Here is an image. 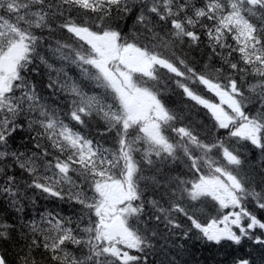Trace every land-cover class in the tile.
I'll return each instance as SVG.
<instances>
[{
  "label": "snow or ice",
  "instance_id": "1",
  "mask_svg": "<svg viewBox=\"0 0 264 264\" xmlns=\"http://www.w3.org/2000/svg\"><path fill=\"white\" fill-rule=\"evenodd\" d=\"M57 31L69 39L53 46ZM205 40L219 67L198 72L178 49ZM53 58L74 64L82 79L55 69ZM40 66L49 70L46 88L69 98L65 115L82 127L98 119L101 134L115 133V149L60 118L32 78ZM85 82L96 91H85ZM173 84L210 113L211 140L175 126L181 117L164 100ZM200 85L219 103L196 91ZM22 134L27 142L17 147ZM233 140L264 155V0H0V197L23 212L27 189L64 199L67 186V198L81 206L75 219L49 212L21 224L29 242L16 264H150V253L182 251L178 241L193 235L215 245L245 238L264 245L255 234L264 220L248 207L264 210V187L243 173ZM214 150L222 160L211 158ZM178 162L192 179L166 171ZM205 198L219 210L202 222ZM13 231L0 223V241ZM0 264H9L6 254Z\"/></svg>",
  "mask_w": 264,
  "mask_h": 264
},
{
  "label": "trees",
  "instance_id": "2",
  "mask_svg": "<svg viewBox=\"0 0 264 264\" xmlns=\"http://www.w3.org/2000/svg\"><path fill=\"white\" fill-rule=\"evenodd\" d=\"M199 3V0H197ZM128 27H131V21L128 22ZM56 39L68 40L69 36L67 33L57 31ZM54 38L51 39V43L54 46ZM206 40L204 44L199 47L193 46L189 48L184 45L181 49H178V54L184 56L190 66L194 67L198 72L208 71L210 67H219V58L213 57L211 60L210 50L206 46ZM238 59V54H234ZM55 69H63L67 73L68 77L80 81L82 77L80 76V70L74 64L61 61L53 58L52 61ZM39 75L33 76L32 78L38 84V90L41 94L47 98V102L52 108H55L60 115V118L64 119L66 117L65 113L68 111V101L64 94L57 92L55 95L46 88L48 83L49 70L43 66L39 68ZM53 79L56 77V72L51 73ZM248 82H254L251 77L246 78ZM88 86L85 87V91L92 93L96 91L94 86L85 82ZM245 90L247 89V83L243 84ZM196 91L200 94L205 95L215 102L218 97L214 94L207 92L202 85L196 86ZM164 100L166 105L170 109L177 112L181 119L175 123L176 127L186 126L195 130L202 139L205 141L211 140L217 135V130L213 127L214 121L211 118L210 113L207 109L202 106L195 104V102L187 99L183 94L182 90L175 87L173 84L171 90L166 92L164 95ZM227 110V108H226ZM252 108L250 106L249 111ZM196 115V116H195ZM102 123L98 119H93L89 123ZM170 130V129H169ZM172 137H176V133L169 131ZM108 136L111 137L110 144L102 145L103 147L109 149H115L117 147L115 140V133L108 132ZM223 136V132L219 133ZM24 140L19 137L15 141V146L19 147L20 144L27 142V134H22ZM231 143L232 147L238 149L244 159L243 173H246L252 180V186L260 190L264 187L261 180L264 179V155L261 154L260 150L252 146L250 143L245 141L236 142L233 140ZM20 151H24L20 148ZM211 158L214 160H222L220 154L214 150ZM137 160L141 159V153L135 154ZM207 166H202L204 172L207 173ZM171 170L170 174H182L186 179H192L193 174L188 170L184 162H178L175 165H169L166 171ZM154 170L144 167V175L150 176ZM19 175V172L17 170ZM75 178V174H72ZM23 180L27 181L28 177L25 174ZM27 195L23 201L24 210L23 212H17L15 208L11 207L8 203V199L0 197V223H8L14 225V231L11 233V238L7 241H0V252L7 255L9 264H16L17 253L20 252L21 248H24L25 244L29 241L25 239L22 235L20 225L28 223L32 220L39 221L41 214L52 213L53 215L59 214L63 217H72L75 219L79 216L81 212V206L76 204L74 201H70L67 198V186H65V198L60 199L57 197H52L47 193H43L39 189H27ZM91 194V193H89ZM151 195V192L149 193ZM248 207L258 218L264 220V210L258 209L254 203L249 202ZM201 215L200 219L202 222H207L211 218L217 216L218 205L215 201L210 198H205L204 202L200 205ZM27 232V229L23 230ZM255 234L264 238V230L256 229ZM163 243V241H161ZM178 243L184 244V250L177 251L175 248H168L161 251L159 248L156 252L149 254L150 264H170L171 261H175L176 264H235V261L244 258L252 261V264H264V245L256 244L253 240L243 239L241 244L236 245L232 242H222L221 245H215L207 243L203 240L198 239L193 235L192 239L187 242L178 241ZM27 251V249H25ZM37 252L43 251L42 249L36 250ZM164 252V253H163ZM158 258V259H157ZM162 258V259H161ZM37 259L39 257L37 256ZM190 260V261H189ZM182 261V263H181ZM160 262V263H159ZM188 262V263H187Z\"/></svg>",
  "mask_w": 264,
  "mask_h": 264
},
{
  "label": "rangeland",
  "instance_id": "3",
  "mask_svg": "<svg viewBox=\"0 0 264 264\" xmlns=\"http://www.w3.org/2000/svg\"><path fill=\"white\" fill-rule=\"evenodd\" d=\"M53 41H55V40H53ZM73 79H74V77H73ZM216 99L217 100L215 102L219 103V98H216ZM224 107L227 108L226 105ZM66 123H68L69 126L72 127L75 131H80L82 134H85L82 132V130L77 129L74 121L66 122ZM86 131H87V134L91 137V139H93L94 143L98 142L99 144H102L103 141H107V140L109 141L111 139V137H113V136L106 135V133L101 134L103 132V130L100 128L99 125L94 124V123H89V126L86 127ZM205 168H207V167H205ZM203 171H205V170H203Z\"/></svg>",
  "mask_w": 264,
  "mask_h": 264
},
{
  "label": "bare ground",
  "instance_id": "4",
  "mask_svg": "<svg viewBox=\"0 0 264 264\" xmlns=\"http://www.w3.org/2000/svg\"><path fill=\"white\" fill-rule=\"evenodd\" d=\"M169 131H170V130H168L166 133H167L168 136L172 137ZM163 253H164V252H163ZM157 259H158V258H157ZM161 259H162V258H161ZM189 261H190V260H189ZM159 263H160V262H159ZM181 263H182V261H181ZM187 263H188V262H187ZM188 264H189V263H188Z\"/></svg>",
  "mask_w": 264,
  "mask_h": 264
}]
</instances>
